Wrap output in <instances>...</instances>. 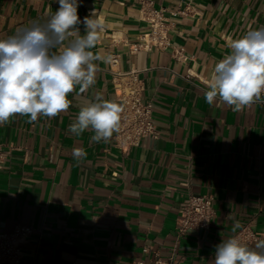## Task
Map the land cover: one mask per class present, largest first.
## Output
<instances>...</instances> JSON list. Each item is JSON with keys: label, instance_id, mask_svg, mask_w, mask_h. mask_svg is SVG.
Returning <instances> with one entry per match:
<instances>
[{"label": "crops", "instance_id": "crops-1", "mask_svg": "<svg viewBox=\"0 0 264 264\" xmlns=\"http://www.w3.org/2000/svg\"><path fill=\"white\" fill-rule=\"evenodd\" d=\"M79 4L81 21L94 12L102 22L93 51L111 62H95V84L74 88L66 112L31 123L17 114L0 125V232L34 228L22 264H130L157 254L211 264L216 245L246 223L264 239V103L233 111L204 98L227 41L264 26V0ZM58 8V0H0V39ZM76 27L85 34L83 23ZM148 35L158 38L149 48ZM131 71L153 103L157 135L127 145L117 132L107 143L91 142V129L68 132L98 93L123 109ZM74 147L87 155L74 159ZM189 193L211 195L216 214L209 228L179 234L178 206Z\"/></svg>", "mask_w": 264, "mask_h": 264}, {"label": "clouds", "instance_id": "clouds-1", "mask_svg": "<svg viewBox=\"0 0 264 264\" xmlns=\"http://www.w3.org/2000/svg\"><path fill=\"white\" fill-rule=\"evenodd\" d=\"M59 8L43 24L17 29L0 39V125L19 114L29 123L39 116L54 118L70 107L68 96L79 86L81 92L96 82V61L110 63V56L94 53L103 24L92 15L81 21L79 0H58ZM83 23L84 35L77 31ZM74 37V38H72ZM71 38V39H70ZM67 41V43H65ZM228 52L214 66L206 103H223L233 111L264 103V26L248 30L227 41ZM122 108L98 93L79 109L68 132L80 137L91 129V142L107 143L119 131ZM74 159H83V148L72 149ZM211 264H264V239L254 249L235 237L216 245Z\"/></svg>", "mask_w": 264, "mask_h": 264}, {"label": "built area", "instance_id": "built-area-1", "mask_svg": "<svg viewBox=\"0 0 264 264\" xmlns=\"http://www.w3.org/2000/svg\"><path fill=\"white\" fill-rule=\"evenodd\" d=\"M147 11H152V9L148 8ZM152 12L157 18H160L159 10ZM157 39V37L148 35L145 47L149 48ZM129 76L131 87L126 98H124L117 137L121 144L135 145L144 136L157 135L158 130L153 121V103L149 100H143L137 72L131 71ZM6 145L0 141V170L4 167L7 159ZM215 214L211 195L189 193L180 201L178 206V233L184 234L189 230L209 228ZM33 231L32 226L22 224L17 225L11 232L1 231L0 264H22L24 258L23 244L30 239ZM262 236L263 234L255 230L250 223H246L232 237L239 239L243 245L254 249L255 243ZM130 264H184V261L183 258L175 254H171L167 258L157 254L152 260L139 258L134 259Z\"/></svg>", "mask_w": 264, "mask_h": 264}]
</instances>
